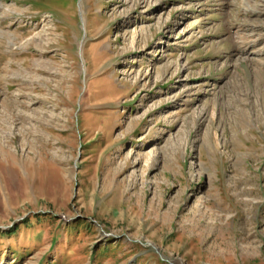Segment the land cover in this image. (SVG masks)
Segmentation results:
<instances>
[{
  "label": "rangeland",
  "instance_id": "obj_1",
  "mask_svg": "<svg viewBox=\"0 0 264 264\" xmlns=\"http://www.w3.org/2000/svg\"><path fill=\"white\" fill-rule=\"evenodd\" d=\"M0 264H264V0H0Z\"/></svg>",
  "mask_w": 264,
  "mask_h": 264
},
{
  "label": "bare ground",
  "instance_id": "obj_2",
  "mask_svg": "<svg viewBox=\"0 0 264 264\" xmlns=\"http://www.w3.org/2000/svg\"><path fill=\"white\" fill-rule=\"evenodd\" d=\"M250 47H246V50L249 49ZM244 51H245V48H244Z\"/></svg>",
  "mask_w": 264,
  "mask_h": 264
}]
</instances>
